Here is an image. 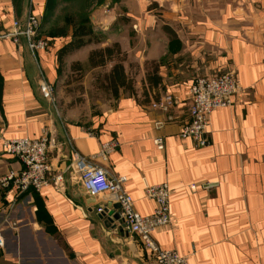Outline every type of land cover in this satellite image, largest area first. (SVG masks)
Masks as SVG:
<instances>
[{"label": "crops", "instance_id": "0c3cea01", "mask_svg": "<svg viewBox=\"0 0 264 264\" xmlns=\"http://www.w3.org/2000/svg\"><path fill=\"white\" fill-rule=\"evenodd\" d=\"M69 2H35L47 52L35 57L25 39L0 40V175L24 167L4 151V139L40 138L47 128L57 142L48 152L52 176L64 172L72 147L95 156L101 144L116 141L108 160L99 161L128 177L140 214L155 209L148 186L167 183L172 190L173 223L154 234L161 248L177 250L189 264H264V0H98L85 10L91 33L78 37V14H64ZM28 4L0 0V30L24 20ZM60 12L64 22L57 21ZM78 39L80 46L60 55ZM115 44L120 57L91 65L92 51ZM119 60L129 87L92 99L86 113L78 106L61 113L40 90L45 76L67 92L79 62L89 92L112 94L98 87L99 75ZM229 69L237 70L245 92L212 113L208 146L182 139L194 80ZM169 93L170 111L151 107ZM157 137L165 140L162 150ZM62 185L18 197L0 186V264H155L135 235L99 217L101 206L120 213L111 196H90L68 180Z\"/></svg>", "mask_w": 264, "mask_h": 264}, {"label": "built area", "instance_id": "2783aa9c", "mask_svg": "<svg viewBox=\"0 0 264 264\" xmlns=\"http://www.w3.org/2000/svg\"><path fill=\"white\" fill-rule=\"evenodd\" d=\"M36 0H29L24 20L16 19L12 25L0 30V40H13L18 43L25 39L31 53L37 57L41 51L50 49V39L41 33V19L35 13ZM40 90L43 96L54 103L55 87L45 76L42 77ZM245 92L239 74L229 69L222 74L197 77L190 87L189 119L182 125L179 136L182 139H193L198 146L210 144L209 127L212 113L233 105V96ZM175 105L173 94H166L151 107L168 112ZM90 135L94 133L89 132ZM159 149H164V138L154 140ZM57 145L56 139L47 128L40 138L20 137L4 139L3 148L7 154L17 157L24 167L18 171L11 170L0 175V186L12 187L15 196L34 189L41 191L44 187L54 184L61 188L65 180L80 185L90 196L109 195L121 204L120 216L128 233L137 237L142 248L154 258L155 264H189L187 256L175 249H163L154 238L155 232L172 225L170 198L172 190L167 183L151 185L146 188V196L155 202V209L150 215H142L135 209V200L127 190L128 177L115 175L99 159L106 161L118 147L116 141L101 144L95 156H86L72 147V159L63 173L52 176L48 161V152ZM104 207L98 208V212ZM7 221V219H6ZM4 237L0 232V246H4Z\"/></svg>", "mask_w": 264, "mask_h": 264}, {"label": "rangeland", "instance_id": "374dc122", "mask_svg": "<svg viewBox=\"0 0 264 264\" xmlns=\"http://www.w3.org/2000/svg\"><path fill=\"white\" fill-rule=\"evenodd\" d=\"M70 2L67 3L65 6V12H70V11H75L78 16H79V20L81 21L83 16L86 15V11L90 4L97 2L98 0H69ZM85 11V12H84ZM63 14V15H64ZM61 17V12L59 13V16H57V21H65L64 18L65 16ZM81 70V69H80ZM80 70H76L75 68L71 70V72L69 71V76L67 77L66 81L68 82V91L64 92L63 94L57 90L55 91L54 94V104L57 106L58 110L63 113L65 109V107L67 108H82V110L86 107L85 112L88 111L87 109V104H90V107L93 106V101L100 97L101 99H109L112 98V94L109 92H106L104 90H102V85L105 82V78L103 76L104 73H100L99 75V85H94V89L96 90V86H98L100 88V90L98 92L92 93L89 92L90 91V87H91V83L89 81H85V77L84 72L82 73ZM103 78V79H102ZM56 90V89H55ZM93 99V101H92ZM91 100V101H90ZM77 104V105H76Z\"/></svg>", "mask_w": 264, "mask_h": 264}, {"label": "trees", "instance_id": "16d2710c", "mask_svg": "<svg viewBox=\"0 0 264 264\" xmlns=\"http://www.w3.org/2000/svg\"><path fill=\"white\" fill-rule=\"evenodd\" d=\"M48 1V0H47ZM51 0H49L50 2ZM74 1V0H73ZM79 1V0H78ZM83 1V0H82ZM85 2V0H84ZM51 8L55 6L54 2L50 4ZM85 12V11H84ZM77 25V26H76ZM75 25V37L89 35L91 33V27L89 23V18L86 15L83 16L82 20H79V24ZM83 40L78 39L74 44L70 45L65 50H62L61 56L67 53V50L73 47H78L82 44ZM122 51L120 47L115 44L113 46L105 47L102 49H97L91 52L90 62L92 66H102L111 60L113 57H120ZM80 70L81 64L79 62L73 64V69ZM105 82L102 87H108L112 95L117 97L119 95V88L122 86L129 87L128 76L125 72V68L121 60L117 61L111 71L106 75L103 74ZM100 79V78H99ZM103 79V78H102ZM132 83V82H131Z\"/></svg>", "mask_w": 264, "mask_h": 264}, {"label": "water", "instance_id": "95a60500", "mask_svg": "<svg viewBox=\"0 0 264 264\" xmlns=\"http://www.w3.org/2000/svg\"><path fill=\"white\" fill-rule=\"evenodd\" d=\"M113 207L116 210H119V209H121V204L120 203H116ZM99 217L102 218V219H105V224L107 226H111L116 221L117 223H120L122 225V227H124V224L122 223V219H121L120 213L118 211L115 212V213L110 212V207H108V206L104 207L103 211L99 212Z\"/></svg>", "mask_w": 264, "mask_h": 264}]
</instances>
